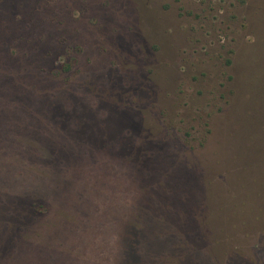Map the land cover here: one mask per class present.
<instances>
[{"label":"rangeland","instance_id":"374dc122","mask_svg":"<svg viewBox=\"0 0 264 264\" xmlns=\"http://www.w3.org/2000/svg\"><path fill=\"white\" fill-rule=\"evenodd\" d=\"M0 264H264V0H0Z\"/></svg>","mask_w":264,"mask_h":264},{"label":"trees","instance_id":"16d2710c","mask_svg":"<svg viewBox=\"0 0 264 264\" xmlns=\"http://www.w3.org/2000/svg\"><path fill=\"white\" fill-rule=\"evenodd\" d=\"M70 69L71 65L69 63H63L62 65H60V67L50 69V73L53 75V77H57L61 72H67Z\"/></svg>","mask_w":264,"mask_h":264}]
</instances>
